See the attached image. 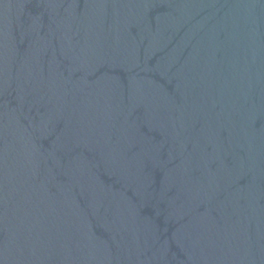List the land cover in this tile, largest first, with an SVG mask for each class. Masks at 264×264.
<instances>
[{"label": "water", "instance_id": "obj_1", "mask_svg": "<svg viewBox=\"0 0 264 264\" xmlns=\"http://www.w3.org/2000/svg\"><path fill=\"white\" fill-rule=\"evenodd\" d=\"M0 264H264V0H0Z\"/></svg>", "mask_w": 264, "mask_h": 264}]
</instances>
